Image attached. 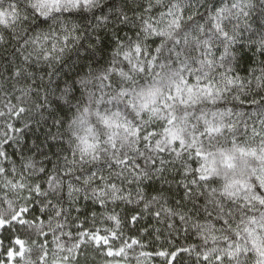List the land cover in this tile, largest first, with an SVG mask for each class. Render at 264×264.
Returning <instances> with one entry per match:
<instances>
[{"label": "snow or ice", "instance_id": "1", "mask_svg": "<svg viewBox=\"0 0 264 264\" xmlns=\"http://www.w3.org/2000/svg\"><path fill=\"white\" fill-rule=\"evenodd\" d=\"M8 46L20 62L0 105V229L39 241L17 237L0 264H145L126 236L145 213L201 241L155 252L166 264H264V0H0ZM29 114L47 128L31 144ZM36 202L44 219L27 218ZM97 206L73 233L72 213Z\"/></svg>", "mask_w": 264, "mask_h": 264}, {"label": "trees", "instance_id": "2", "mask_svg": "<svg viewBox=\"0 0 264 264\" xmlns=\"http://www.w3.org/2000/svg\"><path fill=\"white\" fill-rule=\"evenodd\" d=\"M105 39L107 40L108 37H105ZM82 42L86 43V41H82ZM12 43L15 42L13 41ZM14 51L15 49L12 48L11 46H8L7 51H5L3 48H0V85H3V87H0V105H2V102L6 98H11L8 96V93L5 91V89L9 91L12 90V82L7 78L10 77L14 65L20 62L17 59L18 54L13 55ZM82 55L83 52H81V56ZM76 56H77L76 53L68 54L66 56V60L68 62L75 61L77 66H79L81 63H83V61L77 60ZM256 58L258 60L260 57L257 56ZM254 66L255 65H251L250 67H254ZM61 67H64L65 71L68 70L66 65H61ZM34 69H35V65H34ZM45 70H46V66L42 65L40 69H38L39 75H43ZM85 71H87V68H85ZM241 74L243 75L245 73L241 71ZM45 81H47V77H45ZM15 102L16 101L13 100V103ZM26 119L30 127L25 129V135L21 142H27L28 144H31L37 137L43 139V133L47 131V128L38 126L35 123V120L31 118V114H29V116ZM36 119H39V116H36ZM14 123H16V125L19 127H23L25 120L23 119L15 120ZM9 151H11V149ZM172 176H175L176 179L173 180ZM169 179L172 180L171 191L167 192L166 196L170 204H175V201L181 197L183 193V189L182 187H178L177 181L179 180V176L176 173H172ZM157 187L159 188L160 185L157 184ZM164 187L168 188L169 185H164ZM3 207H6V205H3ZM29 207L32 209V213L27 217L28 219H32L33 216H39L41 219H44L43 215L39 212L40 205L38 202L29 205ZM112 207L114 206L110 205L108 211H111ZM115 210L122 217L126 219L130 218L131 215H138V216L140 215V209L138 207H135L134 205L121 204ZM82 211L84 212V214H80L76 212L72 213V217L74 219L78 218L75 219L74 223L70 224V228L73 231V233H75L77 230L76 224H83L85 228H92L93 227L92 213L97 212V215H99V213L104 210L99 209L97 206L94 208L84 209ZM96 226H100L99 221H97ZM128 235L140 239L145 245L143 249L137 248L135 251V255H138L141 250L153 254L150 257L141 258L145 262V264H166V261L163 258L155 255V252L159 250L178 251L181 247L201 244L200 239H198L194 234L190 232L186 233L183 231L178 218L175 220L174 228L169 229L167 227V223L157 222V219L153 215L148 213H145L143 215V218L139 219V221L135 223L134 226L130 225L126 229V236ZM17 237L25 240L29 245H31L32 240L39 241V238L36 237L31 230H28L25 227L16 224L15 222H13L11 225H6L5 228L0 229V241H2V246H0V260L5 259L6 250L10 246H13V241ZM32 246L38 247V244ZM93 255L96 256L94 264H103L105 257L96 255L95 253H93ZM31 258L33 260H37V256L35 252L32 253ZM129 264H137L136 260L132 258L131 254H130ZM176 264H195V256L194 255L189 256L186 253H180L177 257Z\"/></svg>", "mask_w": 264, "mask_h": 264}]
</instances>
